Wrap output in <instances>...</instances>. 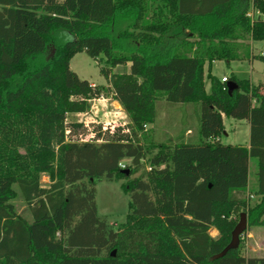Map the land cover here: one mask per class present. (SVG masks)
Here are the masks:
<instances>
[{
	"label": "trees",
	"instance_id": "obj_1",
	"mask_svg": "<svg viewBox=\"0 0 264 264\" xmlns=\"http://www.w3.org/2000/svg\"><path fill=\"white\" fill-rule=\"evenodd\" d=\"M251 41H264V0H0V264H264L239 248L213 259L238 213L264 226V82L212 73L217 60L264 59ZM83 51L104 60L108 86L71 68ZM119 65L129 70L110 71ZM105 90L127 113V132L72 139L84 124L68 115ZM161 93L168 105L199 104L198 135L145 147L139 136ZM224 117L249 122V147L221 142ZM103 178L125 179L129 212L118 228L98 215ZM19 194L31 220L16 209Z\"/></svg>",
	"mask_w": 264,
	"mask_h": 264
},
{
	"label": "rangeland",
	"instance_id": "obj_2",
	"mask_svg": "<svg viewBox=\"0 0 264 264\" xmlns=\"http://www.w3.org/2000/svg\"><path fill=\"white\" fill-rule=\"evenodd\" d=\"M150 2V1H149ZM155 3L150 7L149 15L154 18ZM252 51V49H251ZM264 53V44L256 41L253 46V52L256 55ZM214 67V74L221 79L223 75L229 77L236 76L240 79H249L253 72V79L259 83L264 81V59L242 57L227 63L223 60ZM71 68L82 78L89 80L92 84L108 86L109 81L101 73V68L106 67L102 58H92L85 51L78 52L71 60ZM129 65H119L110 67L111 72L128 71ZM206 89L210 87L209 80L205 79ZM164 94L159 95L158 101V116L153 123L146 125L144 132L140 133V141L145 147H152L153 144L176 139L181 133H184L185 139L190 140L195 134L198 135L200 106L198 103H183L168 105ZM90 109L85 113L69 114L68 122H77L84 124V129H80L78 133L72 135V139L86 142L91 141L96 136V131L114 132L115 129H123L127 132V126L130 119L114 98V95L105 90L102 96L90 101ZM227 133H223L220 140L223 144H243L249 139L250 130L247 120L227 118L226 119ZM69 139V138H68ZM152 150V149H151ZM147 154L144 161L145 168L149 169V157ZM126 165L130 161L123 162ZM254 169H257L256 159H251L250 168V184L246 193L251 205H254L258 196L255 194V174ZM137 174L136 176H138ZM122 180H108L103 178L96 184V202L98 215L107 220L114 228H118L120 223L125 222L129 212L130 196L126 194L122 188ZM50 178L47 174L41 176V183L44 186L50 184ZM17 188V187H16ZM251 195L253 197H251ZM14 204L17 211L26 219L31 220V213L19 194L15 199ZM238 213L235 215L237 223L240 220ZM210 234L213 237L219 236V231L210 229ZM241 253L249 256H264V226H247V229L241 236L238 247Z\"/></svg>",
	"mask_w": 264,
	"mask_h": 264
},
{
	"label": "water",
	"instance_id": "obj_3",
	"mask_svg": "<svg viewBox=\"0 0 264 264\" xmlns=\"http://www.w3.org/2000/svg\"><path fill=\"white\" fill-rule=\"evenodd\" d=\"M236 87H237V85H236L235 82L230 81L228 83L229 92H232L233 89H235ZM124 172L129 174V170H124ZM247 226H248L247 213L246 212H242L241 215H240L239 222L236 224L235 228L232 231L231 241L229 242V244L220 253L214 255L213 259H217V258L223 257L231 249H237L239 247V244H240L241 236L244 233V231L247 229ZM112 255L113 256L115 255V250L112 251Z\"/></svg>",
	"mask_w": 264,
	"mask_h": 264
},
{
	"label": "crops",
	"instance_id": "obj_4",
	"mask_svg": "<svg viewBox=\"0 0 264 264\" xmlns=\"http://www.w3.org/2000/svg\"><path fill=\"white\" fill-rule=\"evenodd\" d=\"M259 42H261V43H263L264 44V41H259ZM256 43V41H251L250 42V44H251V47H252V50H253V46H254V44ZM262 54H264L263 53V51H262ZM219 61L217 60V61H214L213 62V67H212V73L214 74V67L216 66V64L218 63ZM215 75V74H214ZM217 76V75H216ZM224 76V75H223ZM254 75H253V72H252V74H251V76H250V80H251V82H253V83H255V84H257V82H255L254 81V77H253ZM219 77V76H218ZM220 78V77H219ZM260 82H264V81H260ZM226 117H224V126H225V134L227 133V130H226ZM247 123H248V126H249V130H250V125H249V122L247 121ZM240 145H244V146H246V147H249V145H250V136H249V139L246 141V143H243V144H241L240 143ZM250 168H251V160H250V163H249V184H250ZM256 172H257V169H254V174H255V180H254V183H255V186H256ZM248 188H249V186H248ZM212 229H214V230H217L215 227H212Z\"/></svg>",
	"mask_w": 264,
	"mask_h": 264
},
{
	"label": "built area",
	"instance_id": "obj_5",
	"mask_svg": "<svg viewBox=\"0 0 264 264\" xmlns=\"http://www.w3.org/2000/svg\"><path fill=\"white\" fill-rule=\"evenodd\" d=\"M247 15H248L249 17H253V16H254V10H253L252 6H250ZM222 81H223V82H227V81H229V80H228V76H227V75L223 76V77H222ZM120 166H121L122 168H125V167H126L125 164H124L123 162L120 163ZM251 197H253V196L251 195Z\"/></svg>",
	"mask_w": 264,
	"mask_h": 264
}]
</instances>
